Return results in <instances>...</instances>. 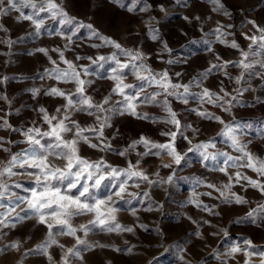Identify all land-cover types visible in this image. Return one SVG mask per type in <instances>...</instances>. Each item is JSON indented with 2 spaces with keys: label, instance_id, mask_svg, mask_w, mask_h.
Instances as JSON below:
<instances>
[{
  "label": "snow or ice",
  "instance_id": "obj_1",
  "mask_svg": "<svg viewBox=\"0 0 264 264\" xmlns=\"http://www.w3.org/2000/svg\"><path fill=\"white\" fill-rule=\"evenodd\" d=\"M119 7L124 8L128 13H133L139 6V11L147 12L150 5L146 0H131L126 5L124 0H112ZM212 5L211 11L229 15L225 10L222 0H209ZM24 9H30L31 13L26 14ZM165 11L163 7L160 9ZM16 13L17 23L30 22L34 26L38 35L40 29L45 25L46 20L58 21L60 25H67L70 34L64 36L69 44H74L73 37L77 36L81 29L90 30V37H95L100 43H93L92 48L109 47L114 49L109 55L80 56L76 55L73 60L65 57L61 48L51 49V52L58 54V60L53 59L47 48H37L36 53L43 54L53 67L45 69L44 76L56 82L43 90V95L60 98L64 101L56 107L52 113L40 107L37 112L40 116L39 123L33 121L25 128H17L0 116V130L16 133L22 137L20 140H12L0 136V152L7 155L6 159H0V240L8 232L5 230L15 229L24 221H33L34 226H43L45 232L43 238L32 248L26 249L24 256L33 254L45 257L47 264H82L84 251H94L97 248L111 249L116 252L125 251L131 253V248L121 249L113 244L101 243L99 240L90 241V233L94 229H99L105 234L122 235L133 233L135 228L125 226L119 221L118 214L120 208L116 207L118 200H124L126 196L139 197V192H128L129 181L136 179L145 186L143 195L150 197V186H160L171 184L176 176V169L186 162L189 153L198 152L202 157V163L207 167V161L216 162V167L212 171L222 173L226 181L220 185L205 183L197 179V184H204L212 191L197 193L193 191L188 200V204L200 208L212 215H219L213 208L200 199L201 196L213 197V192L218 193L214 199H222L226 204L247 205L250 201L240 193L232 189L239 185L244 191L248 188L257 190L264 196V157L250 150L251 141H245L243 125L237 122L232 114V109L240 103L238 97L245 92L255 91L249 84L247 87H236L229 91L224 86V81L219 82L218 90H212L204 86V81L215 72L223 73L230 81L236 85L247 83L246 77H256L264 81V26L255 20L249 19L248 24L252 25L251 34L242 32L245 40L249 41L247 49L232 40L227 42L222 39L225 36L223 26L214 29L216 40L239 53V59L224 60L211 46L208 51L213 53L215 62H209V66L204 69L199 76H194L188 83H181L178 79L182 73L176 72L172 75L167 70L154 71L150 65L146 64V54L139 48H125L120 42L99 33L92 24H85L77 17L72 16L64 7L63 0H0V21ZM41 14H45L42 16ZM210 18V17H209ZM183 19L191 22V19L200 20L199 16L190 18L184 16ZM154 20L150 17V21ZM231 27V25H229ZM152 33L153 41L159 40L158 30L148 24ZM0 31L7 32L4 23L0 22ZM63 35V33H60ZM228 35H231L229 33ZM0 43L5 41L0 40ZM11 45L12 41H6ZM66 44L64 48H67ZM164 50L171 52L166 42ZM123 57V59L121 58ZM86 60L89 63L79 64L78 61ZM114 63L111 74L104 79L112 81L111 88L100 101H95L93 96L88 94V89L92 87L95 80L86 79L92 75L89 71L92 65H103L104 63ZM63 63L66 68L60 65ZM168 64L175 61L168 60ZM229 66L239 69V73L232 76L228 71ZM127 70V71H126ZM134 78V83H128V75ZM4 77L3 80H6ZM2 82V80H0ZM59 84H70L71 89H64ZM192 86L200 89L198 93L191 91ZM149 89H152L149 91ZM33 97L41 94L40 88L29 89ZM197 96L199 106L191 111L203 120L216 122L220 125L217 136L223 138V143L230 150L217 149L215 138L205 141L193 142L187 131L193 135L200 132V129L187 122L182 123L179 114L172 108L170 97L183 104L189 103L190 96ZM118 97V99H114ZM258 102L264 101L256 98ZM0 100L8 101L7 96L0 95ZM205 105L227 112L233 116L230 120H225L222 116L211 112ZM249 106V105H245ZM254 106V105H251ZM144 107H158L163 116L151 115L148 112L140 111ZM18 111V110H17ZM78 115L91 118V123H81ZM132 116L136 119L145 120L153 124H164L166 130L159 133L165 137L164 142L154 141L151 138L141 135L133 140L126 149L116 154L127 156L129 151L135 152L138 145H143L145 151L136 152L135 162L126 160V166L120 167L107 161L103 155L97 159H91L82 154V148L94 150L99 153L115 151L111 140L115 135L105 136V128H112L113 116ZM118 133V130H116ZM187 142L184 149H178L177 138ZM22 145L17 151L12 148ZM215 149V151H209ZM156 150V151H153ZM236 153V154H233ZM153 155L160 159L161 163L157 169L150 174L142 168L141 157ZM167 156L170 163H164ZM222 158V163H221ZM159 168L169 169L166 178L160 177ZM244 169L256 174V178L249 176ZM231 170V171H230ZM17 176H26L31 188H24V185L14 179ZM158 177V180L152 177ZM111 187L116 189L111 194L101 198L97 193L105 182H111ZM137 189L141 188V183L131 185ZM13 189H24L26 194L21 195ZM162 207V205H159ZM149 211L154 209L149 208ZM257 213H264V204H257L251 208L245 217L234 221L242 223L245 218L255 222ZM136 216V212L131 213ZM79 217H89L85 223L76 224L74 221ZM192 223H196L192 217H187ZM205 224L210 221L204 220ZM143 227V225H140ZM225 237L228 236L227 229L220 230ZM199 235V233H197ZM218 235V233H212ZM59 237H71L74 243L68 246L61 243ZM31 239V237H28ZM128 244V241L124 242ZM55 246L59 249V260L57 261L50 251ZM8 249L19 251L21 241H12L5 246ZM255 246L251 239H244L243 243L233 244L223 253L224 259L221 264H228V260H235L237 254H241L244 264H253V257H259V264H264V251H252ZM0 248V252L4 251ZM217 259H221V254L216 253ZM182 260L184 256L180 257ZM21 264L23 262L21 261ZM190 264V262H186ZM203 264V262H202Z\"/></svg>",
  "mask_w": 264,
  "mask_h": 264
},
{
  "label": "rangeland",
  "instance_id": "obj_2",
  "mask_svg": "<svg viewBox=\"0 0 264 264\" xmlns=\"http://www.w3.org/2000/svg\"><path fill=\"white\" fill-rule=\"evenodd\" d=\"M63 3L72 16L77 17L85 24H92L102 35L117 40L125 48L141 49L147 56L145 63L150 65L154 71L167 70L170 75L176 72L182 73L181 77L174 78V82L178 79L181 83H188L194 76H199L209 66V62H215L213 53L208 51L210 46L224 60L239 59V53L236 50L216 40L213 30L218 26H223L225 36L222 39H226L227 42L235 40L245 49H247L249 41L245 40L241 33L251 34L253 31L252 25L247 21L255 20L264 26V0H222L229 15L211 11L212 5L209 0H146V3L150 5L148 11L141 12L138 6L133 13H128L112 0H63ZM124 3L128 5L131 0H124ZM161 7L165 11L162 12ZM24 11L26 14L31 13L30 9H24ZM16 15V13H12L10 17L0 21L8 29L7 32L0 31V40L5 41V43H0V80H2L0 95L7 96L10 101L9 104L7 101L0 100V116H4L9 123L17 128H25L33 121L39 123L38 108L44 107L49 113H52L56 107L64 103L60 98L43 95V90L53 86L56 82L47 77L41 79L45 69L51 68L53 65L43 54L35 52L37 48L49 49V54L56 60H58V54L51 52V49L54 48L63 49L65 57L69 60H73L76 55L96 56L102 54L107 56L115 50L109 47L92 48L91 44L100 43V41L95 37L89 38L90 30L86 28L81 29L78 35L73 37L74 44H69L64 39V36L70 34L68 26H62L55 20H46L37 35L30 22L17 23ZM184 16L190 18L199 16L200 20L191 19V22H187L183 19ZM150 17H153L154 20L150 21ZM149 23L158 30L159 40L151 39ZM229 33L231 35H228ZM9 40L12 41L10 46L6 43ZM164 42L167 43L171 52L164 50ZM66 44L68 47L64 48ZM121 58L123 59V57ZM170 59L175 63L168 64L167 61ZM77 63L87 64L89 62L81 60ZM60 66L67 67L63 63ZM113 67L115 65L111 62L90 67L89 71L92 75L86 79L95 80V83L88 89V94L93 96L95 101H100L111 88L112 81L103 77L109 76ZM228 71L232 76L239 73V69L231 66ZM4 77L7 79L3 80ZM221 80L224 81V86L229 91L236 87H247L249 84L251 88L255 89V91L245 92L243 96L238 97L240 103L232 109V114L237 122L247 125L244 128L243 139L251 141L250 150L264 157V103H260L256 99L259 97V100L264 101V81L256 77H246L247 83L238 86L234 81L227 79L223 73L214 71L204 81V86L214 91L218 90ZM127 82H135L130 74ZM58 86L64 89L72 88L70 84H59ZM31 88H40L41 94L33 97L29 91ZM151 90L149 89V91ZM191 91L198 93L200 89L192 86ZM114 99H118V97H114ZM169 99L182 123L187 122L200 129L196 135H193L190 130L186 133L193 138L194 143L198 140L205 141L215 138L217 149L230 150L223 143V138L216 135L220 125L216 122L203 120L191 111L199 106L197 96H190L188 104H183L171 97ZM205 107L225 120L233 118L229 113L223 112L219 108L210 105H205ZM139 110L155 116L164 115L158 107H144ZM74 118H79L82 124L91 123V118L83 115ZM111 122L113 126L105 128V136L115 135V138L111 140L115 151L99 153L83 147V155L91 159H97L103 155L110 163L125 167L126 160L135 162L138 159L136 152L145 151L143 145H138L135 152L129 151L127 156L116 154L126 149L133 140L138 139L141 135L154 141L164 142L166 140L165 137L159 135L161 131L166 130L164 124H153L128 115L113 116ZM0 136L12 140L22 139L16 133L3 130H0ZM186 146L187 142L178 137V149H184ZM19 147L22 145L14 146L12 150L17 151ZM209 151H215V149H209ZM6 158L7 155L0 152V159ZM140 159V166L150 174L161 163L160 159L153 155ZM163 162L170 163L171 161L165 156ZM206 163L207 167L202 163V157L198 152L189 153L186 162L176 169V176L171 184L150 186L148 189L150 197L143 195L145 186L142 182L136 179L129 181L128 192H139L140 196H126L124 200L116 202V207L120 208L119 221L125 226L134 227L135 231L116 235L114 233L105 234L99 229H94L88 239L113 244L121 249L131 248V253L97 248L94 251L82 253L84 256L82 264H186V262H190V264H202V262L203 264H221V260L224 259L223 253L233 244H242L244 239L252 240L255 246L251 249L252 251H264V213H257L254 223L247 218L242 223L234 222L245 217L246 213L257 204H264V196L257 190L248 188L247 191H244L239 185L232 189L250 201L247 205L226 204L222 199L213 198L218 195L215 192H213V197L201 196L200 199L219 215L209 214L188 204L193 191L197 193L212 191L204 184H197V179L217 185L226 181V177L222 173L211 170L216 167V162L209 160ZM159 171L160 177L166 178L170 170L159 168ZM243 171L254 179L256 178V174L250 170L244 169ZM14 179L21 182L24 188L33 186L26 176H17ZM152 179L158 180L159 178L153 176ZM112 183L114 181L105 182L97 194L103 198L114 192L116 189L111 187ZM135 183H141V188L137 189L131 186ZM13 190L21 195L26 194L24 189ZM149 208L154 210L149 211ZM133 211L136 212V216L131 214ZM189 216L196 223L188 220ZM88 218L79 217L74 223H85ZM204 220L210 221V223L205 224ZM221 229H227V237L223 235ZM5 231L8 232V235L0 240V248L5 249L0 252V264H21V261L23 264H47L45 257L33 254L23 255L26 249L32 248L43 238L45 232L43 226H34L33 221L29 220L19 224L15 229H6ZM214 232L218 235H212ZM58 239L68 246L74 243L71 237H59ZM16 240L21 241L19 251L5 247ZM125 241H128V244H125ZM213 249L216 250V253L221 254V259L216 258ZM50 251L58 261L59 249L53 246ZM181 256H184L185 259L182 260ZM244 259L241 254H237L235 260H228V264H244ZM252 260L253 264H259V257H253Z\"/></svg>",
  "mask_w": 264,
  "mask_h": 264
}]
</instances>
